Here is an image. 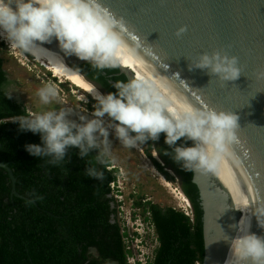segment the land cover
<instances>
[{
	"label": "water",
	"instance_id": "obj_1",
	"mask_svg": "<svg viewBox=\"0 0 264 264\" xmlns=\"http://www.w3.org/2000/svg\"><path fill=\"white\" fill-rule=\"evenodd\" d=\"M104 3L127 22L121 52L123 62L117 67L128 80L139 76L149 81L169 98L175 111L187 106L211 107L234 111L239 116L240 143L233 145V155L223 156L217 172L193 170L192 178L203 212L205 249L203 261L198 264H225L230 244L217 241L222 229L235 237L237 233L230 225L244 217L251 232L264 236V226L259 224V221L264 224V0H104ZM184 26L187 30L177 36L178 29ZM42 46L54 54L43 53L40 59L34 58L91 105L96 101L90 89L108 94L72 67L89 61L74 54L66 55L55 38ZM214 51L239 57L242 73L235 81L225 82L206 69L189 67L203 52ZM52 57L63 66L53 64ZM157 146L159 142H154L152 155L164 164ZM0 167L9 173L12 194L20 196L9 164L0 161Z\"/></svg>",
	"mask_w": 264,
	"mask_h": 264
},
{
	"label": "clouds",
	"instance_id": "obj_2",
	"mask_svg": "<svg viewBox=\"0 0 264 264\" xmlns=\"http://www.w3.org/2000/svg\"><path fill=\"white\" fill-rule=\"evenodd\" d=\"M186 30V26L178 29L177 36ZM125 31V19L117 17L104 0H0V36L6 38L10 48L36 59L43 53H52L42 44L55 38L66 55L74 54L98 69L115 67L123 62ZM51 62L63 66L54 57ZM189 67L206 69L225 82L235 81L242 73L239 57L221 51L203 52ZM114 87L117 92L108 94L90 89L96 101L91 118L84 115L71 118V109L65 108L18 117L21 130L41 135L42 144H26V151L58 166L72 147L79 148L81 157L97 149L96 162L104 164L112 155L110 129H114L115 136L127 148H135L149 139L158 140L164 133L165 143L174 152L171 155L165 151L166 155H171L187 171L214 173L223 156H232L233 145L240 143L237 132L241 126L234 111L191 106L175 111L165 94L139 76L116 82ZM35 95L41 105L47 106L59 102L60 94L56 84L48 82ZM105 117L109 120L107 125ZM181 138L193 140L194 144H177ZM85 172L90 178L103 179L96 166L87 167ZM30 195L33 198L26 200L27 205L43 199L35 191ZM243 218L230 225L237 233L235 237L221 228L222 236L217 241L230 244L225 264H264V236L251 232L250 224L245 225ZM259 224L264 226L260 221Z\"/></svg>",
	"mask_w": 264,
	"mask_h": 264
},
{
	"label": "trees",
	"instance_id": "obj_3",
	"mask_svg": "<svg viewBox=\"0 0 264 264\" xmlns=\"http://www.w3.org/2000/svg\"><path fill=\"white\" fill-rule=\"evenodd\" d=\"M96 82L107 93H116V82H127L117 66L98 69L91 63L72 65ZM10 83L0 57V161L9 164L16 178L12 182L6 169L0 167V264H130L133 253L127 243L129 233L123 230L113 208L118 200L112 196L110 184L116 181L118 170L108 169L111 161L97 164V149L81 157L79 148L69 149L68 157L58 166L47 163V158L33 156L26 144H42L41 135L21 130L16 119L28 114L26 106L16 101L7 91ZM156 150L164 165L152 158L150 149ZM146 154L153 159L157 170L173 180L165 170L172 168L181 177L183 194L192 205L193 216L173 207H161L147 202L146 221L155 230L158 246L147 264H198L204 258V235L199 191L193 183V171L176 163L171 148L165 143V134L158 140L145 143ZM177 144L193 145L186 138ZM168 151L171 155H166ZM96 166L103 173L97 180L86 175V168ZM35 191L43 199L31 205L26 200ZM142 206L141 202L136 203ZM96 248L99 255L90 253Z\"/></svg>",
	"mask_w": 264,
	"mask_h": 264
},
{
	"label": "rangeland",
	"instance_id": "obj_4",
	"mask_svg": "<svg viewBox=\"0 0 264 264\" xmlns=\"http://www.w3.org/2000/svg\"><path fill=\"white\" fill-rule=\"evenodd\" d=\"M0 57L4 60V68L10 80L8 92L26 106L28 113L65 108L71 109V118L78 119L80 115L91 118L93 105L46 70L31 54L10 48L9 42L2 36H0ZM48 82L58 87L59 102L43 106L35 93ZM104 119L107 125L109 120L107 117ZM109 139L112 154L110 168L118 170L116 181L119 188L117 187V190L122 196L118 201L119 207L114 203V208L118 210L116 218L123 230L129 233L127 243L133 253L130 264H147V261L154 256L158 242L154 227L146 221L149 216L143 211L146 202L163 208L173 207L191 217L193 216L192 206L187 209L184 202L177 198L180 193L183 194L180 178L172 169L166 167L165 170L173 178V180H167L154 165L152 158H156L152 155L151 149L152 158L146 154L147 146L142 143L135 148L124 147L115 136L114 129H110ZM167 182L170 186H166ZM137 202L143 205L137 206Z\"/></svg>",
	"mask_w": 264,
	"mask_h": 264
},
{
	"label": "built area",
	"instance_id": "obj_5",
	"mask_svg": "<svg viewBox=\"0 0 264 264\" xmlns=\"http://www.w3.org/2000/svg\"><path fill=\"white\" fill-rule=\"evenodd\" d=\"M110 170H112L110 167L108 168ZM118 184L117 181H114L110 184V188L112 190V194L111 197L114 196L118 201L119 199H121L120 197H122L121 195L118 194V190H117ZM119 188V187H118ZM120 191V190H119ZM132 260V258L129 259V262Z\"/></svg>",
	"mask_w": 264,
	"mask_h": 264
},
{
	"label": "bare ground",
	"instance_id": "obj_6",
	"mask_svg": "<svg viewBox=\"0 0 264 264\" xmlns=\"http://www.w3.org/2000/svg\"><path fill=\"white\" fill-rule=\"evenodd\" d=\"M22 57H25V55H22ZM36 61H37V60H36ZM37 62H38V61H37ZM166 186H170V183L167 182V183H166ZM177 198L184 202V204H185V206L187 207V209H188V208H191L190 201L187 199V197H186L184 194L180 193V194L177 196ZM118 207H119V206H118Z\"/></svg>",
	"mask_w": 264,
	"mask_h": 264
},
{
	"label": "flooded vegetation",
	"instance_id": "obj_7",
	"mask_svg": "<svg viewBox=\"0 0 264 264\" xmlns=\"http://www.w3.org/2000/svg\"><path fill=\"white\" fill-rule=\"evenodd\" d=\"M9 85V84H8ZM8 85H7V87H6V89H7V91H8ZM10 94V93H9ZM11 95V94H10ZM14 99H15V97L13 96V95H11ZM147 203V202H146ZM143 211H144V209H143ZM90 253L91 254H93V255H95V256H98L99 255V253H98V250L96 249V248H91L90 249ZM108 263L109 264H118L117 262H115V261H108Z\"/></svg>",
	"mask_w": 264,
	"mask_h": 264
}]
</instances>
